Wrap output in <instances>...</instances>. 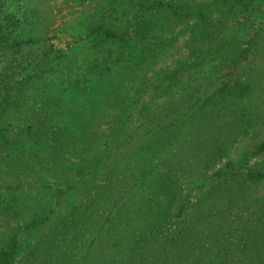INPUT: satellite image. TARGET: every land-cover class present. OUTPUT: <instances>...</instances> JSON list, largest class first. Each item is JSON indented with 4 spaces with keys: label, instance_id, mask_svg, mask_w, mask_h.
Instances as JSON below:
<instances>
[{
    "label": "rangeland",
    "instance_id": "obj_1",
    "mask_svg": "<svg viewBox=\"0 0 264 264\" xmlns=\"http://www.w3.org/2000/svg\"><path fill=\"white\" fill-rule=\"evenodd\" d=\"M137 1L7 0V13L0 11V19L4 21L8 20L2 17L4 14L11 17L16 15L14 32L17 37H32L40 42L38 45L30 43L16 53L30 58H17L16 61H20V67H28L32 73L28 75L29 80L23 89L19 90L30 101L29 106L23 105L17 109L23 121L13 120V130L16 136L24 132L27 135L25 140L33 144L31 149L34 152L30 155H33L31 162L34 166L32 172L27 167L20 170L9 155L0 157V244L4 243L3 226L15 224V217L11 216L12 207L10 211L5 206L7 203L13 205V202H5L4 205L1 202L3 199L9 201L7 198L11 188H4L10 180L24 181L17 191L21 193V190L27 189L25 195L28 196L24 202L19 201L16 207L13 205V210L45 208L49 211L48 219L39 226L36 234L31 235L29 241L41 235L45 227L48 228L46 235H50L51 243L56 236L64 238L59 239L57 250H54L59 256L56 264H61V251L69 242L70 234L77 235L81 231L89 234L101 216L111 209L110 206L113 209L122 207L132 210L134 218L139 219L136 218L138 224L144 220L145 212L152 211L158 203L170 197L172 200L167 201L170 205L173 203L170 209L183 206L188 211L191 218L188 229L194 239L196 232H200L201 228L205 230L209 221H214L213 216L220 215L222 222L234 224L237 221L234 212L244 216L258 211L255 201L238 209L236 203L239 200H233L235 196H243L247 200L262 198L264 201V152H254L264 140V51L256 45L247 46L245 42L256 29L264 28V24H261L264 19L261 9L264 6L256 5L249 15L234 10L221 21H208L209 40L214 42V46L217 45L216 49L202 57L195 55V62L191 65L168 73L166 71H173L175 61L187 53L184 41L189 32L185 29L184 21L188 19L176 23L171 17H164L165 12H152L146 15L147 19L152 24L159 21L166 26L163 28L165 30L157 29L138 41L128 35L120 34L114 38L106 34V27L123 29L128 27V23L135 25L140 21L143 13L132 8ZM215 12L219 13L217 10ZM215 28L219 32L218 39H215ZM172 33L175 37L170 40ZM167 34V40H163L162 37ZM225 34L235 36L238 44L220 45V37ZM238 46L247 49L234 57ZM43 49L47 50L46 55L40 65L32 69L31 65L42 57ZM9 56L0 58V65L8 61ZM229 56L232 57L231 61L228 60ZM243 66H248L246 71L254 86L252 90L241 89L238 92L236 80ZM153 70L155 73L149 74ZM113 89L117 90L111 93ZM195 89L198 93L203 91L200 99H205L204 109L196 110L191 103L188 94ZM130 100L135 106L131 105ZM250 101L253 105L248 103ZM144 104L148 106L141 108ZM70 108L76 112L82 111L87 119L94 112L95 115H91L94 117L91 128H87L85 136L84 130L79 131L75 123L65 119ZM9 110L12 107H7ZM190 110L194 117H199L193 122H205L212 127V135L217 142L216 152L210 158L204 153L207 148L202 154L182 155L186 162L172 165V169V160L170 163L165 160L167 150L161 145L149 154L148 165L144 167L142 155L135 148L145 139L148 127L161 125V131L166 127L176 131L179 139L177 145L180 147L182 144L187 148L194 134L193 128L185 125L178 129V125L181 113L186 111L184 115H187ZM158 113L163 115V123L154 122L153 117H157ZM131 119L136 120L131 123ZM39 123H42L41 126ZM40 127L47 131H41ZM66 128L80 135L70 141L66 147L70 149L67 153L63 154L60 150L61 157L51 163L57 150L45 146V141L53 144L49 139L57 138L60 129L61 134L66 133ZM197 128L200 131L197 129L196 133L204 129L200 126ZM114 135L121 137L118 144L113 145L112 140L105 142L104 138ZM95 153L101 154L100 160L95 158V166L85 168L84 173H77L78 161L86 164L87 160L95 157ZM138 161L142 163L137 165ZM161 161L166 164L161 165ZM228 161L232 163L228 164ZM224 165L223 172H218ZM35 169H38V173H34ZM260 172L263 176L257 177ZM57 174L60 175L55 178ZM42 176L43 179L36 182ZM28 181L32 183L27 184ZM219 188L223 191L217 190ZM172 189H176V194L171 193ZM209 189L214 196L203 200L202 197L207 198ZM226 194L232 199H222ZM214 198L216 200L213 202ZM202 201V205L198 204ZM80 208H83L81 214L73 215V210ZM139 209L144 212L136 213ZM89 214L92 217L90 222ZM73 217H76L74 222ZM56 222L63 228L59 235L53 228ZM149 223L146 228L150 232L154 229V222ZM69 225L72 227L68 228ZM124 227L128 228L126 224ZM177 229L172 225L163 227L160 233L148 234L149 239L143 243L157 250L167 242L164 236L177 234ZM132 231H124L125 241L133 237L130 234ZM76 242L78 239L71 241L73 244ZM194 243L197 247L201 245ZM197 251L200 257H204L203 249ZM73 254L80 253L72 249Z\"/></svg>",
    "mask_w": 264,
    "mask_h": 264
},
{
    "label": "trees",
    "instance_id": "obj_2",
    "mask_svg": "<svg viewBox=\"0 0 264 264\" xmlns=\"http://www.w3.org/2000/svg\"><path fill=\"white\" fill-rule=\"evenodd\" d=\"M6 1L7 0H0L1 12L5 11L7 13L8 11L7 6L5 5ZM15 1L18 0H14V2ZM133 4H135V7H132L133 10L143 13L144 16L135 25L128 23V27L123 29L120 27H106V34L108 36L116 38L120 34L124 36L128 35L134 41H138L146 38L150 33L156 32L157 29L159 31L165 30L163 28L166 26L160 24L159 21L157 23L154 21V24H152L149 19H147L146 15H149L152 12H165L164 17L167 16L166 18L168 19L171 17L173 20L177 21L176 23H179L178 20L183 22L184 18L188 19V21H184V26H186L185 29L189 32L188 38L184 41V47H187L188 50L187 53L184 55L182 54L183 58L175 61L172 67L173 71H166L168 73H173L175 70L185 66L188 67V65L195 62V55L202 57L206 52L216 49L217 45L215 44L214 46V42L209 40L208 21L210 22L214 19L221 21L225 15L233 13L234 10L241 13L246 12L247 15L252 14L254 12L253 10L256 9V5L261 4L264 6V0H192L191 2L188 0H173L172 2L166 0H138ZM234 4L235 7H233ZM215 10L219 13L216 14ZM261 13L264 15V8L261 9ZM2 17H4V19L7 18L8 20L4 21L0 19V58L10 56L8 61L0 65V157H7L9 155L11 157L10 159L14 160V165L20 170L27 167L30 172H32L34 166L31 162L33 155H30V153L34 152L33 149H31L33 144L28 143L25 140L27 135H25L24 132H19L16 136L13 130V120H22L17 109H20L23 105L27 108L29 106L30 101H28L19 90L23 89L24 84L29 80L28 75L30 76L32 72H30L28 67H20V61H16L17 58H19V60H21V58H30H28L27 55H17L16 53L27 48L30 43L38 45L40 42L32 37L23 38L16 36V32H14V27L17 25L14 26L17 19L16 15L11 17L8 14H4ZM144 22L148 24L144 25ZM261 22V24H264V19ZM214 31H216L215 39H218V29L215 28ZM168 35L169 34L164 35L162 37L163 40H167L166 36ZM174 37L175 34L172 33L169 39L172 40ZM220 38V45H231L232 42L238 44V39L233 35L228 37V35L225 34ZM245 42L247 43V46L256 45L259 50L261 49L264 51V28L256 29L254 34ZM245 49L247 48H239L238 46V51H236L233 56L237 57L239 52L242 53ZM46 52L47 50L43 49V52H41L42 57L31 65L32 69H35L34 66L40 65ZM231 59L232 57L229 56L228 60L231 61ZM247 67L248 66H243L240 68L239 78L236 80L238 92L241 89L247 91L253 89L254 84L246 71ZM16 68H19V70L16 71ZM154 73L155 70L149 74ZM24 74V78H18ZM116 90L117 89H115V91ZM115 91L113 89L111 93H114ZM202 94L203 91L198 93L197 89L188 94V96L190 95L189 98L192 99L191 103L196 106V110L205 108V99H200ZM185 100L187 101V99ZM130 101L131 105L135 106L133 100ZM248 103L252 104L251 101ZM147 106V104H144L141 108H146ZM7 107H12V110L7 111ZM70 110L71 111L66 114L65 119L72 124L75 123V126L78 127L79 131L84 130L85 133L83 134L85 136V134H87V128H91V119L94 118L91 115H93L94 112L89 115L90 117L87 119V116L83 117L82 111L76 112L71 108ZM190 111L187 112V115H184L186 111L181 113L178 125V129L185 125H191L193 128L194 134L191 135V140L187 148H184V145L182 144L180 147L177 145L179 139L177 138L176 131L174 132L167 127L161 131L159 130L161 125L148 127L145 139L142 141L141 145L135 148V150L139 151L142 155L143 164H145L144 167L148 165L147 161L150 159L149 154L154 153L156 151L154 149L161 145L167 150L168 156L165 155V160L169 163L172 160V169V165L186 162L183 160L182 155L188 156L193 153H196V155L199 153L202 154L204 149L207 148V151L204 153L205 155L208 154V158H210L211 155L216 152L217 142L214 140L216 138H213L212 127L205 124V122H193L195 118L199 119V117L197 115L194 117L192 111ZM207 113L208 112H206V115ZM162 117L163 115L158 113L157 117H153L154 122L156 124H159V122L163 123L164 121ZM248 117H250V115H248ZM121 119L124 118H120V120ZM135 120L136 119H131L129 122L132 123V121ZM39 124L41 126L42 123ZM30 126L31 125H29V127ZM197 126L204 128L201 133H196V130H199ZM64 127H66V125ZM40 130L47 131L44 127H40ZM63 134H61L60 129L58 134H56L57 138L54 137V139H49L50 142H54L53 144L47 143V140L45 141V146H50V149L57 150L53 158L50 160L51 163H54L55 161L57 162V159L61 157V153H67V150L70 149H67L66 147L69 145L70 141L72 142L80 135L74 133L72 129H67V132ZM129 134L131 135V133ZM104 140L107 143L112 140L114 142L113 145H116L121 141V137L114 135L104 138ZM183 152L187 155H184ZM254 152L258 154L264 152V140L256 146ZM100 157L101 154L95 153V157L87 160L86 164L78 161L77 169L75 170L77 173H84L85 168H92L91 165L95 166V161L100 160ZM66 158L68 157L66 156ZM95 158L97 159L95 160ZM66 163H68V159ZM141 163L142 161H138L136 164L140 165ZM227 163L229 164L232 162L228 161ZM160 164L163 165L166 164V162L164 163V161H161ZM237 164H240L239 161H237ZM225 167L226 166L224 165L222 168H219L218 172H223V168ZM39 168L43 169L41 166ZM34 173H38V169H35ZM59 175L60 174H57L55 178ZM256 176L261 177L263 176V173L260 172ZM42 179L43 176L40 177V179H36V182L39 183ZM23 183L24 181L16 182L13 180L6 183L4 189L8 190L7 188L10 187L11 190H9L10 196L7 198L9 201H6L5 199L1 201L3 205L5 202L12 201L13 205L16 207V204H18L19 201L24 202L25 198L28 199V196L25 195L27 189L21 190V193L17 191V188L21 187ZM31 183L32 181L27 182V184ZM217 190L223 191L220 188ZM171 193L176 194V189H172ZM207 193V198L205 199L202 197L203 200H207L209 197L211 198L214 196L210 189ZM22 196L24 197L21 198ZM222 199L231 200L232 196H227L226 194L225 196H222ZM236 199L239 200L236 203L238 209L246 207L252 201H255V203H257L258 211L247 213L244 216L240 214L237 215V212H234V218L237 220L234 224L222 222V218H219L221 217L220 215H218V217L217 215L213 216L214 221H209L205 230L201 228L200 232H196L197 237L194 239L191 237V232L188 229L191 221L188 211H186V208H183V206H175L170 209L173 204L170 205V202H167L172 200L170 197H167L165 200L161 201V203H158L157 208L145 212L144 220L140 221L138 224L136 223L139 219L137 217L138 220L134 218L135 215L132 210L122 207L113 209V207L110 206L111 209H108L105 214L101 216L98 223L94 225L95 227H93L90 232L87 230L89 234H86L84 231L78 232L77 235L73 233L70 234L69 242H66L67 245H64V248L61 251V264H264V201H262V198H251V200H247L243 196L239 198L235 196L233 200ZM215 200L216 198L213 199V202ZM198 204L202 205L203 201L198 202ZM13 205H9L8 203L5 205L8 210L12 207L13 214L11 216L15 217V224H5V226H3L4 231H2V237L4 238V243L0 244V264H56L59 256H56L54 250H57L59 239L64 238L56 236L53 239L54 242L51 243L49 241L50 235H46L48 228L45 227V231L41 232L42 236L39 234L35 240H30L31 242L29 241L31 235L36 234L39 226L48 219L49 211L47 212L45 208H35L27 211L13 210ZM118 206L121 205L119 204ZM81 209L83 208H80L78 211L73 210L75 211L73 215L77 216V214H81ZM50 211L52 212L53 209H50ZM139 211L144 212L139 209L136 213ZM89 216L91 217L90 214ZM224 218L226 219V214L224 215ZM75 219L76 217H73L72 221L74 222ZM91 220L92 217L89 219V222ZM150 221L154 222L152 224L154 229L149 232L146 227L150 225ZM169 222L171 223L168 224ZM125 224L128 228L124 227ZM104 225H107L108 227L106 228ZM171 225L177 226V230L179 231L177 234L171 233L165 235L164 239H167V242L163 243L162 247H159L156 250L147 247L143 243L149 239L147 236L148 234H156L155 232L160 233V230L163 227L169 228ZM70 227L72 226L69 225L68 228ZM53 228L56 235L63 232V228L58 222H56ZM131 229L133 230V233L130 234L133 237H130L125 241V238L123 237H126V235H123L124 231H129ZM66 232H69V230ZM44 236L47 238H43ZM74 239H78V242L81 244H78V242L74 244L71 243ZM194 242L200 243V248L197 247ZM72 249L78 250L80 254L72 255ZM197 249L204 250V257H200L201 254ZM207 252L208 255H206Z\"/></svg>",
    "mask_w": 264,
    "mask_h": 264
}]
</instances>
